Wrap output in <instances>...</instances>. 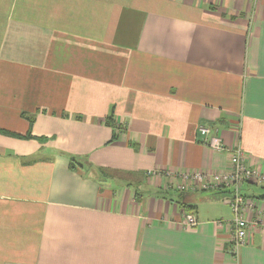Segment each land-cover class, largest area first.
<instances>
[{"label":"crops","instance_id":"0c3cea01","mask_svg":"<svg viewBox=\"0 0 264 264\" xmlns=\"http://www.w3.org/2000/svg\"><path fill=\"white\" fill-rule=\"evenodd\" d=\"M23 114L30 138L0 134V264H264L263 186L234 254L230 190H174L230 170L200 126L264 174V0H0V128L27 135Z\"/></svg>","mask_w":264,"mask_h":264},{"label":"built area","instance_id":"2783aa9c","mask_svg":"<svg viewBox=\"0 0 264 264\" xmlns=\"http://www.w3.org/2000/svg\"><path fill=\"white\" fill-rule=\"evenodd\" d=\"M198 133L202 137V144L208 146L216 152H226L230 157V170L220 173L189 172L181 175L182 183L177 184L174 190L177 192H215L221 189H229L231 193L230 209L232 220L230 226L232 229V250L231 253H237L239 248L247 243L248 236L258 228V222L245 217L248 207H254V203L246 197L242 187L247 184H257L264 187V174L258 169H254L247 164L243 149L238 145L236 147H227L219 136L216 128L200 126ZM157 171H149L147 176L157 175ZM183 227L193 229L198 226V218L193 212L183 211ZM224 221H218L219 226ZM264 231V224L263 229Z\"/></svg>","mask_w":264,"mask_h":264},{"label":"trees","instance_id":"16d2710c","mask_svg":"<svg viewBox=\"0 0 264 264\" xmlns=\"http://www.w3.org/2000/svg\"><path fill=\"white\" fill-rule=\"evenodd\" d=\"M23 117L26 118L29 122V125H30V130L29 132L27 133V135H21V134H16V133H13V132H10V131H7V130H4V129H1L0 128V134L2 135H5V136H11V137H15V138H20V139H28L31 137V129L33 127V124H34V121H35V116L34 115H27V114H23ZM107 124L109 126H113V127H116V124L114 122V119H113V116H109L108 117V121H107ZM121 128V127H120ZM118 139V136L117 134H114L113 137H112V140L111 142H115L117 141ZM73 161V160H72ZM184 192H182L181 194H183ZM179 204L184 208V211H187V212H191L192 208L191 206L189 205H186V203L184 202H179Z\"/></svg>","mask_w":264,"mask_h":264},{"label":"rangeland","instance_id":"374dc122","mask_svg":"<svg viewBox=\"0 0 264 264\" xmlns=\"http://www.w3.org/2000/svg\"><path fill=\"white\" fill-rule=\"evenodd\" d=\"M255 188H257V187H255ZM261 189V193H264V188H260ZM207 193V192H206ZM210 193V192H209ZM232 214V213H231ZM229 215H230V213H229Z\"/></svg>","mask_w":264,"mask_h":264}]
</instances>
